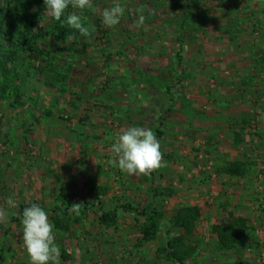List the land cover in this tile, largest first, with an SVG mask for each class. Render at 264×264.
Segmentation results:
<instances>
[{
    "label": "rangeland",
    "instance_id": "374dc122",
    "mask_svg": "<svg viewBox=\"0 0 264 264\" xmlns=\"http://www.w3.org/2000/svg\"><path fill=\"white\" fill-rule=\"evenodd\" d=\"M93 2L83 37L44 0H0L14 47L38 42L0 73V264H31L32 203L55 225L61 264H264V0H121L115 27L101 15L113 0ZM129 126L155 132L166 167L129 176L109 163ZM233 166L243 179L221 180ZM183 208L199 212L191 233L175 226ZM143 210L160 214L151 240ZM228 227L242 237L225 246ZM180 236L183 263L170 254Z\"/></svg>",
    "mask_w": 264,
    "mask_h": 264
},
{
    "label": "clouds",
    "instance_id": "9594fccd",
    "mask_svg": "<svg viewBox=\"0 0 264 264\" xmlns=\"http://www.w3.org/2000/svg\"><path fill=\"white\" fill-rule=\"evenodd\" d=\"M44 6L55 21L63 19L62 26L76 30L83 37L90 35L85 26L86 12H95L93 0H44ZM71 7L72 11H67ZM102 23L107 27H115L125 15V6L121 0H113L110 7L103 9ZM145 16L141 13L135 22L137 28L144 25ZM68 39H72L71 36ZM115 165L129 176H150L154 171L167 166L163 160L161 144L155 132L148 127L129 126L122 131L111 146ZM12 204L11 198L8 200ZM82 203H73L69 209L76 216L81 214ZM8 213L0 208V223ZM22 239L31 264H61V249L55 242V225L49 220L47 212L37 203L25 207L22 213Z\"/></svg>",
    "mask_w": 264,
    "mask_h": 264
},
{
    "label": "trees",
    "instance_id": "16d2710c",
    "mask_svg": "<svg viewBox=\"0 0 264 264\" xmlns=\"http://www.w3.org/2000/svg\"><path fill=\"white\" fill-rule=\"evenodd\" d=\"M18 23L24 24L23 20L18 18ZM28 29V27L26 26ZM12 27H5L4 26V19L2 10L0 7V73L5 77L14 76L15 72L13 70L17 67L19 59H22L23 53L25 52H36V45L38 42L36 40H29L28 43L23 44L22 47L15 48V42L13 40L14 35L12 33ZM73 32V30H69ZM24 33H22V36ZM38 38V36H37ZM36 39V36H35ZM239 169L232 167L230 170H226V173L235 174L238 173ZM72 204V203H71ZM128 210H134L132 206H128ZM142 215L148 217V223L144 227V240H151L153 239L158 231V222L157 219L159 218L160 214L158 212H154L149 214L147 210L142 211ZM199 217V212L195 208H183L178 212V215L175 218V226L178 228H182L185 232L191 233L192 228L194 227V223ZM117 219V214L115 213H103L101 216V221L105 224H109L111 221H115ZM219 233H221V241L222 243L227 246L230 245V242L237 241L242 237L241 229H236L234 227H228L224 232L222 228H217ZM184 237L180 236L179 238H175L174 242L170 244L171 247H174V250L170 252L171 256L174 260L179 261L181 263L184 262V258L180 253L179 244L182 242ZM231 244V245H233Z\"/></svg>",
    "mask_w": 264,
    "mask_h": 264
},
{
    "label": "crops",
    "instance_id": "0c3cea01",
    "mask_svg": "<svg viewBox=\"0 0 264 264\" xmlns=\"http://www.w3.org/2000/svg\"><path fill=\"white\" fill-rule=\"evenodd\" d=\"M229 125H227V127H228ZM226 127V128H227ZM234 127V126H233ZM232 127V128H233ZM227 129H225V131H226ZM226 132H228V131H226ZM227 144H228V147L227 148H229V149H233L234 151L236 150V148H234V145H235V142H234V140L232 139H227ZM229 149H227V150H229ZM237 153V152H236ZM241 158V160H237V161H240V162H244L245 160L243 159V157H240ZM244 166L245 167H247V165L246 164H244ZM241 171H242V169H240ZM238 174L236 173V174H230V175H223V177H222V179L221 180H223V181H233V178H239L240 180H242L243 178H240V177H238L237 176ZM227 188H228V186H227ZM240 188H241V185H240Z\"/></svg>",
    "mask_w": 264,
    "mask_h": 264
}]
</instances>
